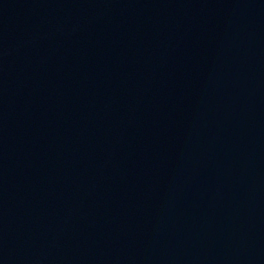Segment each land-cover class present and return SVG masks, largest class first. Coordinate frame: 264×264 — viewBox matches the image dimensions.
<instances>
[{
	"label": "water",
	"instance_id": "obj_1",
	"mask_svg": "<svg viewBox=\"0 0 264 264\" xmlns=\"http://www.w3.org/2000/svg\"><path fill=\"white\" fill-rule=\"evenodd\" d=\"M0 264H264V0H60L0 103Z\"/></svg>",
	"mask_w": 264,
	"mask_h": 264
}]
</instances>
